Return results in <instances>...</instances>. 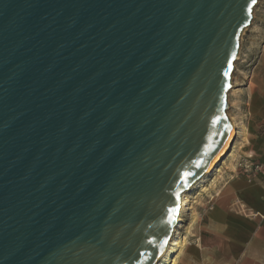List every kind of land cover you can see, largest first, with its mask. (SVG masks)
Masks as SVG:
<instances>
[{
	"label": "water",
	"instance_id": "95a60500",
	"mask_svg": "<svg viewBox=\"0 0 264 264\" xmlns=\"http://www.w3.org/2000/svg\"><path fill=\"white\" fill-rule=\"evenodd\" d=\"M257 1L0 0V264L157 260Z\"/></svg>",
	"mask_w": 264,
	"mask_h": 264
},
{
	"label": "rangeland",
	"instance_id": "374dc122",
	"mask_svg": "<svg viewBox=\"0 0 264 264\" xmlns=\"http://www.w3.org/2000/svg\"><path fill=\"white\" fill-rule=\"evenodd\" d=\"M230 83L233 90L227 94L226 114L241 122L244 139L236 136L233 143L240 144L233 156L226 150L214 169L203 176L201 186L190 192L188 200L195 217L174 264H183L184 250L214 198L236 197L239 193L251 196L249 188L254 178L264 180V0L257 1L250 23L241 33ZM243 168L251 170L244 172Z\"/></svg>",
	"mask_w": 264,
	"mask_h": 264
},
{
	"label": "crops",
	"instance_id": "0c3cea01",
	"mask_svg": "<svg viewBox=\"0 0 264 264\" xmlns=\"http://www.w3.org/2000/svg\"><path fill=\"white\" fill-rule=\"evenodd\" d=\"M254 180L251 196L213 199L184 250L183 264H264V180Z\"/></svg>",
	"mask_w": 264,
	"mask_h": 264
},
{
	"label": "bare ground",
	"instance_id": "6f19581e",
	"mask_svg": "<svg viewBox=\"0 0 264 264\" xmlns=\"http://www.w3.org/2000/svg\"><path fill=\"white\" fill-rule=\"evenodd\" d=\"M230 85H232V83H230ZM230 89L233 90V87H230ZM228 119L230 121L231 127L229 129V132L223 144L221 145L215 157L211 160V162L209 163V165L207 166L206 170L201 175V177L198 178L193 183V185L189 188L188 191L182 194L181 201H180L179 215L177 217V223L172 230V234L168 240L165 250L162 252V254L157 258V260L153 264H174L175 263L177 256L180 254V252L184 248V244L186 242L185 234L188 233L190 224L192 223L195 217L193 214V208L191 206V201L188 200L190 192L196 187L201 186L203 176L211 172L214 169V167L218 164L220 157L226 150L230 152L229 156H233L235 149L238 148L240 144L237 142L233 143L236 136L240 138V140L244 139V129H243L241 122H236L234 119L232 120L231 118H228Z\"/></svg>",
	"mask_w": 264,
	"mask_h": 264
},
{
	"label": "built area",
	"instance_id": "2783aa9c",
	"mask_svg": "<svg viewBox=\"0 0 264 264\" xmlns=\"http://www.w3.org/2000/svg\"><path fill=\"white\" fill-rule=\"evenodd\" d=\"M244 169V172H249L251 170V168H243ZM255 169H258V168H254Z\"/></svg>",
	"mask_w": 264,
	"mask_h": 264
}]
</instances>
